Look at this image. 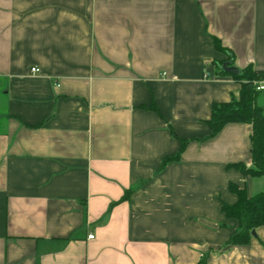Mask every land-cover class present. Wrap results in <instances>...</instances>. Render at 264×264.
I'll list each match as a JSON object with an SVG mask.
<instances>
[{"label": "crops", "instance_id": "crops-1", "mask_svg": "<svg viewBox=\"0 0 264 264\" xmlns=\"http://www.w3.org/2000/svg\"><path fill=\"white\" fill-rule=\"evenodd\" d=\"M230 54L264 83V0H0V264H264L222 210L252 125L207 124Z\"/></svg>", "mask_w": 264, "mask_h": 264}, {"label": "trees", "instance_id": "trees-1", "mask_svg": "<svg viewBox=\"0 0 264 264\" xmlns=\"http://www.w3.org/2000/svg\"><path fill=\"white\" fill-rule=\"evenodd\" d=\"M214 42L218 50L228 52L220 39L215 38ZM226 62H230L231 65L235 64L232 54L226 60L219 61L217 64L221 67L220 65ZM223 73L232 75L240 82L241 90L239 95L232 97L230 101L216 102L212 105L211 117L207 120V124L211 129L210 136L218 134L228 123L251 124L252 166L248 167L241 161L230 164L229 167L242 171L246 176H264V106L258 102L263 91L259 89L260 82L263 81L262 72L250 64L241 69L239 74L226 71H223ZM180 141L182 146L179 153L176 156L166 158L164 163L180 159L181 153L189 142L184 139H180ZM229 188L237 196V200L232 204L224 202L222 210L227 218L239 222V228L231 235L229 244H247L253 237L252 231L264 226V191L250 196L246 188L240 187L236 183H230ZM199 264H206V260L202 259Z\"/></svg>", "mask_w": 264, "mask_h": 264}, {"label": "water", "instance_id": "water-1", "mask_svg": "<svg viewBox=\"0 0 264 264\" xmlns=\"http://www.w3.org/2000/svg\"><path fill=\"white\" fill-rule=\"evenodd\" d=\"M223 69L228 73L239 74L241 73V69L236 67L235 65H231L230 62H226L223 64ZM253 235H256V230H253Z\"/></svg>", "mask_w": 264, "mask_h": 264}, {"label": "built area", "instance_id": "built-area-1", "mask_svg": "<svg viewBox=\"0 0 264 264\" xmlns=\"http://www.w3.org/2000/svg\"><path fill=\"white\" fill-rule=\"evenodd\" d=\"M31 71L33 73H38V72H40V68L37 66H34L31 68ZM259 89L264 90V83L263 82H260ZM90 237H93V235H91Z\"/></svg>", "mask_w": 264, "mask_h": 264}, {"label": "rangeland", "instance_id": "rangeland-1", "mask_svg": "<svg viewBox=\"0 0 264 264\" xmlns=\"http://www.w3.org/2000/svg\"><path fill=\"white\" fill-rule=\"evenodd\" d=\"M262 179H263V181H264V177H263ZM256 190H257V192H258V191H261L262 189H260V187L257 186V189H256Z\"/></svg>", "mask_w": 264, "mask_h": 264}]
</instances>
